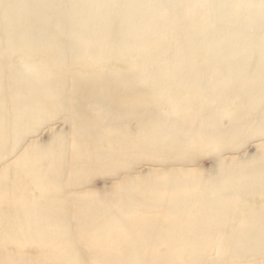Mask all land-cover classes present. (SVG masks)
I'll use <instances>...</instances> for the list:
<instances>
[{"label":"bare ground","instance_id":"obj_1","mask_svg":"<svg viewBox=\"0 0 264 264\" xmlns=\"http://www.w3.org/2000/svg\"><path fill=\"white\" fill-rule=\"evenodd\" d=\"M213 1L0 0L2 249L31 251L37 246L43 253L54 245L61 264H182L175 245L190 235L195 244L189 249L190 264H243L249 258H264V208L240 231L225 237L212 256L206 254L213 227L220 229L223 224L218 217L234 212L239 201L228 197L245 192L244 184L249 192L264 194V0H224L220 7L226 5L232 17L255 7L261 21L224 19L220 25ZM169 2L171 8L165 5ZM178 5L190 21L186 23L190 36L198 40L195 47L212 48L209 38L219 31L227 51L219 46L222 52H211L204 62L205 72L199 65L183 66L190 47L178 45L162 61V74L152 70L151 81L177 105L175 119L140 108L148 100L142 84L127 87L132 77L142 78L144 84L145 68L131 78L118 72L103 77L84 72L65 76V67L73 60L83 57L99 63L115 57L119 48L110 46L114 35L120 36V48L144 51L143 56L136 54L148 66L152 53L147 42L154 34L172 30ZM112 12L121 29L108 24ZM210 24L215 28L210 29ZM37 55L42 58L37 64L16 61ZM44 65L48 69L34 72ZM231 96L241 103L223 122L220 115ZM54 112L68 114L70 132L58 134L46 149L36 140L27 141ZM99 134L110 145L107 151L97 147ZM250 136L259 141L260 157L239 162L233 149L242 147ZM205 138L220 157L218 192H201L199 184L205 177L192 168ZM224 151L233 154L232 164L223 161ZM139 163L182 168L163 170L161 181V177L151 179L153 172L134 178L129 174L131 179H124L126 183L115 188L106 202L117 214L100 212L87 203L78 206L95 196L81 193L92 173L118 166L127 174ZM27 175L35 188L22 185ZM35 190L54 197V206L30 203ZM53 207L62 212H51ZM134 209L139 214L131 217ZM153 209L165 210L163 217H153ZM248 243L254 247L244 250ZM163 245L165 252L159 254ZM2 249L0 264H41L39 258H17L15 250Z\"/></svg>","mask_w":264,"mask_h":264},{"label":"rangeland","instance_id":"obj_2","mask_svg":"<svg viewBox=\"0 0 264 264\" xmlns=\"http://www.w3.org/2000/svg\"><path fill=\"white\" fill-rule=\"evenodd\" d=\"M176 1V0H175ZM224 0H214L213 6L214 9H217V24L224 21V19H235V20H244L248 23H260V16L258 15L257 8L252 7L247 11H240L238 14H236V17H232L230 15L228 9H226V5H222L220 7L221 2ZM231 1V0H227ZM172 2L166 3L165 5L171 8ZM176 14L179 15L178 18H176V25L172 26V30H164L158 34H154L151 36L147 42V50L152 53V58L148 62V66L141 63L138 54L144 55V51H141L139 47H137L134 51H131L129 48H120L119 47V41L120 36L114 35L113 42L110 45L114 48H119L117 50V54L113 58H106L103 59L99 63H94L90 59L87 58H80L76 61L73 60L72 63H69L66 65V74L75 75L74 77L81 75L82 72L86 73L87 75L91 76H101L103 77L106 74L109 73H117L120 76H130L131 74H135V72L141 67L145 68L147 71L145 75V82L144 84L141 83L140 77H132L129 83L127 84L128 88H136V86H139L140 84L143 85V95L147 100L146 103H143L140 108H143L147 111H153L154 113L165 115L169 117L170 120L175 119V116L177 115V105L174 103V101L168 97V95H165L163 92H160L159 87L155 86L154 83L151 81V72L152 70H156L159 74H162L163 71H161L163 68L160 66L162 61L171 55L172 50H174L178 45H184L186 47H190V50L193 51L192 56L190 53V50L188 51L187 60L185 61L183 66H190L193 65H199L202 71L206 72L204 62L205 59L208 57V55L211 52H215V54H219V52L227 51V48L223 47V34H221L219 31L215 36H212L209 38V42L211 41L213 43V47H200L199 44L198 47H195L194 45L197 44V39L194 36H190L189 30L186 28V23L190 22L188 18H185L183 13L184 7L183 6H177L175 8ZM220 12H226V16H223L220 14ZM166 15L168 14L165 13ZM133 15V14H132ZM111 19L109 20L108 24L113 28H122V26L119 24V21L117 20V14L112 12L110 14ZM195 20H198L197 17ZM234 24L237 26L239 24V21H234ZM220 25V24H219ZM210 29H214L215 26L213 24L209 25ZM220 29V28H219ZM218 29V30H219ZM117 30L116 32H118ZM136 45H134L135 47ZM222 46V51L218 50V47ZM196 48V49H195ZM234 49H237L235 47ZM219 51V52H218ZM154 55V56H153ZM40 55H37L33 57L32 59L26 60V58H20L18 57L16 59L17 63L20 65L23 64L24 61H30L31 64H37L39 61L42 60L40 58ZM154 57V58H153ZM148 67V68H147ZM39 69H35L34 72L37 71H43L48 69L47 66H37ZM205 72H203L205 74ZM86 74H84L86 76ZM230 75V74H229ZM85 80H87L85 78ZM86 82V81H84ZM205 94L208 93V90H205ZM241 101L238 99H235L234 96H231L229 101L225 104L222 114L220 117L223 116V122H226L229 119V111L235 110L239 105ZM134 102H130V106H133ZM100 114V113H97ZM53 117L48 120L47 122H44L41 124L39 131L36 133V135L29 137L28 140H36L39 144V146L43 149H46V147L49 144H53L54 141L57 140L58 134H68L71 130L70 123L67 120L68 114H62V113H52ZM110 127H107L109 129ZM70 129V130H69ZM96 143L97 147L101 150L107 151L110 148V145H108L106 138L102 137L100 134L96 137ZM256 137H251L248 139V141L240 148H234L233 150H237L238 153L237 156L239 157V162H251L256 160L260 157L261 150L260 146L258 144L259 141L255 140ZM210 142L207 138L202 139L199 144H201L200 153L198 154L196 161L193 165L194 170H198L202 174V177H205L204 181L199 184V188L201 192H218L220 189L219 187H215L218 183L219 179V173H220V164H219V156L214 151L213 147H209ZM232 153H227V151L222 153V159L229 165L232 164L231 156ZM44 162V161H42ZM45 164V162H44ZM174 167H171L173 166ZM171 165L169 163L168 167L166 166H154L150 164H144L139 163L137 164L132 170L131 173H124V168H115V170H111L109 167L108 169H104L102 171H95L92 173L91 177L88 178L84 191H89L92 194H95L93 196L92 200H83V202H78V206L83 207V205L91 204L95 206L100 212L107 213V212H113L115 214L116 211L112 210L106 202L109 198H111V194L115 191V188H118L120 185H123V183L128 182V179L131 177H128V175L132 174L131 176L134 178V176H140L141 174H146L145 172H153L156 173L153 175L151 179H159L161 177V174L163 170L167 169L169 171L173 170H180L182 168L178 169L179 167L177 164ZM137 167V169H136ZM184 168V167H183ZM121 172V173H120ZM51 173V171H50ZM158 173V174H157ZM160 175V176H157ZM126 176V177H125ZM244 177H241L243 179ZM126 182H125V180ZM129 179V180H130ZM163 177H161L159 180L161 181ZM158 180V181H159ZM157 181V182H158ZM23 186H26V188L29 190L31 188H35L34 182L32 181V176L27 175L23 179ZM42 186V184H40ZM162 187V185H161ZM215 188V189H214ZM244 191L243 193L239 194H233L230 197H228L229 200L239 198V201L236 204V208L234 209V212H232L228 216H220L218 217V220L223 221L221 224V228L217 229L216 227H213L214 233L211 236L210 241V249L207 250L206 254L208 256H212L215 253V250L218 249V246H220V243L223 242L225 237H229L234 231H240L248 222L249 220L254 216L260 213L261 209L264 208V194L263 195H257L253 192L248 191V185H243ZM214 189V190H213ZM80 192V191H79ZM102 196H104L106 199H103ZM145 196V194L143 195ZM142 196V197H143ZM30 203H44L53 205L55 204V198L50 197L49 195H44L43 193L40 194L39 191L35 190L34 193L30 194ZM29 203V204H30ZM68 205V204H67ZM192 212H196L197 209L193 208L190 209ZM51 212L59 214L62 212L60 209L58 210L56 207H53L50 209ZM160 213V217L159 214ZM165 213V210L158 211L156 209H153V212L151 215L156 218H162L163 214ZM131 217L138 216L139 211L134 209L131 210L130 213ZM118 217V216H117ZM199 218L196 219L198 221ZM172 222V220H169ZM192 221V220H191ZM14 240L18 241V238H14ZM155 240V239H154ZM157 242H160V238H156ZM174 240V239H173ZM172 240V241H173ZM171 241V242H172ZM193 238L189 235L186 239H184L183 242H181L179 245H175V252L176 255L181 258L182 264H190V253L189 249L193 248L195 244L192 242ZM229 243H232V241H229ZM252 243H248L242 248L244 250H248L253 248ZM2 249V247H0ZM166 246L159 247V254L165 252ZM2 250H15V253L18 257L23 256V258H39L41 261V264L47 263V264H61L60 263V256L57 255L56 251L58 250L57 246L50 245L45 248V251L43 253H40V248L37 246H34V249L31 251H27L24 248V251H21L20 249L16 247H5ZM7 252V251H5ZM20 253V254H19ZM23 253V254H22ZM154 255V253H152ZM152 254L150 253L149 256L152 257ZM164 254V253H163ZM5 255V254H2ZM44 258L46 260H44ZM161 258V257H160ZM26 259V258H25ZM44 260V261H43ZM27 264L26 261H22L21 264ZM87 263H90V261H87ZM165 264H170L168 261H165ZM195 264H198L196 262ZM243 264H264V258L262 257H253L249 258L246 261L243 262Z\"/></svg>","mask_w":264,"mask_h":264}]
</instances>
